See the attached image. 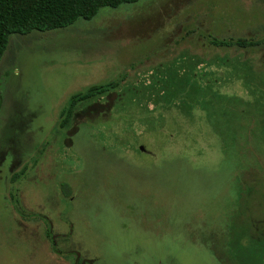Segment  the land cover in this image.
I'll list each match as a JSON object with an SVG mask.
<instances>
[{
    "label": "rangeland",
    "instance_id": "obj_1",
    "mask_svg": "<svg viewBox=\"0 0 264 264\" xmlns=\"http://www.w3.org/2000/svg\"><path fill=\"white\" fill-rule=\"evenodd\" d=\"M257 30L264 0H138L11 34L0 264H242L221 248L220 216L239 177L264 194V49L216 48L204 34ZM106 84L60 125L72 94Z\"/></svg>",
    "mask_w": 264,
    "mask_h": 264
},
{
    "label": "trees",
    "instance_id": "obj_2",
    "mask_svg": "<svg viewBox=\"0 0 264 264\" xmlns=\"http://www.w3.org/2000/svg\"><path fill=\"white\" fill-rule=\"evenodd\" d=\"M135 1L138 0H0V58L7 46L10 35L13 33H28L31 30L42 31L63 27L73 23L77 18L90 19L102 6L116 7L120 3ZM204 38L207 43L216 48L234 47L250 53H256L258 50L264 49V32L261 30H257L248 37H217L204 34ZM225 57H219L218 61H222ZM236 57L239 62H242L243 59L252 61L249 57L243 59L239 56ZM262 60L261 62L264 64V57ZM219 65H221V62ZM259 68L260 62L257 68H251V72H258ZM109 86L110 84L93 86L84 92L72 94L67 109L64 111L66 117L61 118L60 125L62 126L74 117L76 112L72 108H74L77 101L93 96L97 90L103 92ZM196 114H200L199 108H196ZM181 116L184 121H187L182 114ZM198 121L200 122V120ZM185 154L177 156L180 158L178 163H181V161L189 163V157ZM202 169L203 167L192 170L196 173L200 171L206 176L205 170ZM24 172L25 168H22L18 173H15V176ZM215 177L209 175L207 179L211 183H215ZM189 180L190 176L187 181ZM191 180L193 181L192 178ZM174 182L181 183L178 179H174ZM236 183L239 185L238 201L235 205H229L228 212L224 211L220 216L222 221L219 227L221 248L228 252L231 260H240L242 264H264V194H256L251 186L243 185L240 182V177L236 179ZM254 201L256 202L253 203ZM225 207L228 208V205ZM254 207L256 209L253 214ZM54 252L61 255L66 254V252L56 249H54Z\"/></svg>",
    "mask_w": 264,
    "mask_h": 264
}]
</instances>
